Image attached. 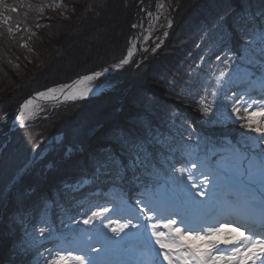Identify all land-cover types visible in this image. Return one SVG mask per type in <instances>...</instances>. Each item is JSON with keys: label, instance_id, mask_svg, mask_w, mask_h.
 Here are the masks:
<instances>
[{"label": "trees", "instance_id": "obj_1", "mask_svg": "<svg viewBox=\"0 0 264 264\" xmlns=\"http://www.w3.org/2000/svg\"><path fill=\"white\" fill-rule=\"evenodd\" d=\"M125 1L0 0V117L34 94L117 65L133 19L131 11L118 8ZM261 30L264 0H177L172 27L125 91L57 107L14 131L0 157V264H47L57 252L78 254L84 244L105 251L107 228L82 220L107 197L124 216L137 200L166 212L179 203L176 194L185 200L174 180L194 194L189 180L200 187L218 168L221 175L213 180L237 183V167L264 158L257 134L228 119L241 96L246 105L264 104ZM202 100L211 108L208 115ZM121 133L146 141L147 158L120 176L115 169L96 173L93 158L106 150L128 159L118 144ZM59 135L57 149L29 161L34 139ZM6 141L0 140V149ZM176 168L186 170L183 176ZM148 223L142 221L140 234L149 235Z\"/></svg>", "mask_w": 264, "mask_h": 264}, {"label": "snow or ice", "instance_id": "obj_2", "mask_svg": "<svg viewBox=\"0 0 264 264\" xmlns=\"http://www.w3.org/2000/svg\"><path fill=\"white\" fill-rule=\"evenodd\" d=\"M10 10L12 12L17 11L15 7ZM7 20V17L3 18V22H7ZM9 31L11 32V28ZM260 40L264 43V30L260 32ZM244 51H247V46H244ZM260 55L264 56V47L260 48ZM132 56L133 49L130 47L127 55L115 67L119 68L128 64ZM102 74V72H95L92 75H84L73 81L71 85L50 88L47 93H38L37 97H46L56 92L63 93L64 89L67 88L70 91L65 95V99H83L92 91V88L88 86L90 82ZM224 76L225 73L221 72L216 78L217 88L221 87V80ZM262 86H264V81H262ZM211 95L216 98L218 92L214 90ZM201 104L204 115H208L211 108L204 104L203 100ZM32 105V99L26 100L21 105L19 120L22 127L27 118L26 113L31 114L28 110ZM231 117H235L236 121L240 122V127L247 132L256 133L260 138L258 143L264 142V104L252 100L251 104L246 105L244 97L241 96L239 99H235L231 105V114L228 119ZM118 144L121 154H127L128 159L122 160L115 151L106 150L104 154L93 158V167L96 173L106 175L115 169L117 176H120L128 170H134L138 167L142 156L147 158V142L142 139L135 138L131 134L121 133ZM261 151L264 152V149ZM192 166L197 167L195 163ZM241 168L242 165L236 168L234 180L245 188L248 195L243 199L238 196L235 204L229 202L218 211L213 210L210 213L205 210L204 197L209 194L203 188L205 181L211 182L210 178L206 176L205 181H201L200 187L189 180L188 183L191 184V187L197 188L194 194L183 184V180L173 181L181 185L180 191L184 194V203L190 208L196 209L195 212L178 207L165 217L160 214L157 206H151V202L137 201L138 204L143 203V206L140 207L139 213L136 212L135 208L125 210L128 216L125 223H119L106 215L110 210L116 209L99 205L96 206L97 210L92 211L90 216L82 220V223L90 225L93 220H99L105 228H108L109 224H115L114 227L110 228V231L114 237L123 239L120 234L125 229L145 227L139 223V217L143 215L149 222L145 232L150 229L151 238L160 250L158 253L153 250V258L150 264H161L159 257L163 258L165 264H257V261L259 264H264V158L258 162L250 161L247 168L243 170ZM175 171L183 176L186 170L176 168ZM257 184L259 190L255 188ZM214 191L215 189H213ZM196 196L201 197V199L195 200ZM210 199H214V196ZM209 207L214 208V206ZM133 219L137 222L133 223ZM104 220H108L109 223H104ZM44 232L45 228H40L41 235ZM231 233H238V237L233 238ZM106 239L108 238L106 237ZM197 240L203 241V243H194ZM221 244L225 247H220ZM229 245L231 247H228ZM85 248L92 251H103V249L92 248L91 244H84L78 248V254L72 255L70 250L68 254L64 255L57 252L55 256L47 260V264H115L111 260L89 256L84 250Z\"/></svg>", "mask_w": 264, "mask_h": 264}, {"label": "rangeland", "instance_id": "obj_3", "mask_svg": "<svg viewBox=\"0 0 264 264\" xmlns=\"http://www.w3.org/2000/svg\"><path fill=\"white\" fill-rule=\"evenodd\" d=\"M141 1L142 0H139L138 2L134 3L135 4V6H134V4H133L134 0H126L125 2H123L122 5H119V3H118V8L122 9L125 12L131 11L133 13V17H134L136 8L138 7L137 9L141 10V5L138 6ZM153 8L151 11L149 10L145 13L146 18H147V22H146V33L144 34V40L146 42L150 41V43L153 44V46L150 48L151 52L156 47L159 46L162 39L167 35V31L170 30V28L172 27V25L170 26V22H171V19L173 21L172 15H173L175 6H174L172 0H157V2L154 4ZM110 13H112V11H110ZM140 21H141V19H140ZM61 142H62V136H60V135L56 136V137H50V138H47L45 140H43V138L34 139L33 142L30 144L31 150L28 153L29 161L37 162V161L43 159L48 152H51V150L57 149L59 147V145L61 144ZM208 172L217 173L218 175H220L218 170H215V171L210 170ZM239 188L241 191L247 192L244 187H239ZM220 200H223V198H221ZM137 213H139V210H137ZM107 216L111 217V219H116L122 215H120L119 212L116 210H110L107 213ZM126 218H128V217H126ZM125 220H127V219H125ZM143 220H144V216L141 215L139 217V223L142 224ZM121 222L125 223L127 221H121ZM132 222L136 223L137 221L135 219H133ZM112 226L114 227L115 224H109V227L107 228L108 234L110 235L111 238L113 236L112 232L110 231V228ZM129 230H130L129 233L132 235L131 236L132 238L138 237V235H136V233L132 232L134 229L128 228V229H125V231L120 234L121 237H123V239H119V238L114 237V236L112 239L114 240V242L117 240L118 241H124L129 236V234H128ZM125 233H127V235H125ZM135 235H136V237H135ZM230 235L233 238L238 237V233H231ZM221 239H223V237H221ZM134 242H135L134 245L122 244V247H120V251L123 253L127 249H131L134 247L140 248L141 243H139L136 239H134ZM149 243H150V246L155 245L154 240H151ZM109 247L111 249H113L111 244H109ZM146 247H147V250H149V247L148 246H146ZM220 247H225V245L221 244ZM228 247H231V245H229ZM158 250H159V248H158ZM113 252L117 256H119V255L122 256V255L128 254V253L121 254V252H119L117 250H115ZM88 255L92 256V254H88ZM112 256H114V254Z\"/></svg>", "mask_w": 264, "mask_h": 264}, {"label": "water", "instance_id": "obj_4", "mask_svg": "<svg viewBox=\"0 0 264 264\" xmlns=\"http://www.w3.org/2000/svg\"><path fill=\"white\" fill-rule=\"evenodd\" d=\"M154 1L155 0H142L141 3L138 5V6L142 5L141 11H138L137 9L138 7L136 8L134 20L132 22L131 29H130V35H129V48L132 47L133 49V56L130 58L129 63L119 68L114 67L113 69H110V70L107 69V71L105 70L100 71L103 74L100 77L90 82L88 86L92 88V91L83 99H89L92 97L100 96L101 94H105L109 92H117L121 89H124V90L126 89L125 87L127 86L129 82L130 76L136 70V68L143 62V60L146 58L148 54V49H145L146 43L143 40V27H144L146 19H143L140 25L139 18L143 17L144 12L152 7V4ZM172 2L174 4V0H172ZM124 66L126 67V70L123 71L121 77L116 80L117 73ZM89 75H92V74H89ZM60 87L62 86H58L55 88H60ZM47 91H44L43 93H47ZM68 91H70V89H67V88L64 89V92L61 93L60 98L58 100L52 101V103L43 107L38 113L30 116L29 118H26L24 120V125L28 123L29 121H32L33 119H35L37 117V114L43 112L47 108H53L56 105L70 104L76 101L83 100L80 98H77L75 100L65 99V95L67 94ZM29 99L35 100V99H38V97L37 95H34L26 100H29ZM26 100H24L22 104H24ZM21 105H19L16 109L8 113L6 116L0 117V124L5 123V122L8 123L9 121L16 119V124L13 127L9 128L2 136H0V138H9L13 130L17 129L18 127H22L21 122L19 121Z\"/></svg>", "mask_w": 264, "mask_h": 264}, {"label": "bare ground", "instance_id": "obj_5", "mask_svg": "<svg viewBox=\"0 0 264 264\" xmlns=\"http://www.w3.org/2000/svg\"><path fill=\"white\" fill-rule=\"evenodd\" d=\"M138 26H140V25H138ZM144 27H146V25H144ZM146 43L148 44V42H146ZM125 70H126V67L124 66L117 73L116 80L121 77L122 72L125 71ZM60 95H61V92H56V93H54L52 95H49V96H46V97H40L38 99L33 100V105L28 110V112H30L31 114L29 115L28 113H26L27 118H29L30 116L38 113L43 107H45L46 105L52 103V101L58 100L60 98ZM15 124H16V119L15 120H12V121H9L8 123L5 122V123L0 124V136H2L9 128L13 127ZM258 262L259 261H257V263Z\"/></svg>", "mask_w": 264, "mask_h": 264}]
</instances>
